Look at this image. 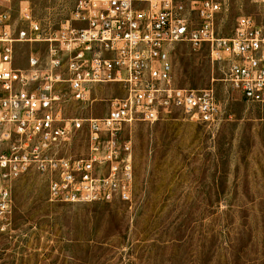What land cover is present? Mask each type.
<instances>
[{"label": "rangeland", "instance_id": "obj_1", "mask_svg": "<svg viewBox=\"0 0 264 264\" xmlns=\"http://www.w3.org/2000/svg\"><path fill=\"white\" fill-rule=\"evenodd\" d=\"M80 0H12L29 4L43 24L70 18ZM150 0H136L146 8ZM184 2L202 0H179ZM221 4L219 36L233 34L241 15L264 24L262 0ZM198 23L196 12L192 13ZM45 51L44 43L32 45ZM31 46L16 45L15 63L26 66ZM175 83L213 88L221 120L208 126L174 110L154 123L126 125L133 148L132 202H52L44 176L29 173L11 183L12 215L0 226V264H264V105L247 102L226 81V62H213L207 45H172L166 55ZM63 88L65 116H104L120 84L96 86L91 101ZM85 130L69 154L87 153Z\"/></svg>", "mask_w": 264, "mask_h": 264}, {"label": "built area", "instance_id": "obj_2", "mask_svg": "<svg viewBox=\"0 0 264 264\" xmlns=\"http://www.w3.org/2000/svg\"><path fill=\"white\" fill-rule=\"evenodd\" d=\"M80 0L57 26L43 24L29 4L0 0V226L12 215L11 183L26 174L45 177L52 202H132L133 148L126 125L154 123L180 110L213 126L222 108L211 88L175 83L166 55L172 45L208 46L213 62H226V81L247 102L264 105V24L237 18L233 34L218 35L221 4L214 0ZM258 1V0H256ZM264 1V0H262ZM198 23L194 24L192 13ZM28 43L26 66L15 63L16 45ZM44 43L45 51L32 45ZM117 83L123 95L109 100L104 116H65L63 88L91 101L98 85ZM85 130L87 153L69 154Z\"/></svg>", "mask_w": 264, "mask_h": 264}]
</instances>
